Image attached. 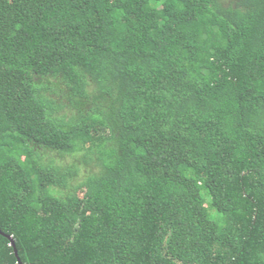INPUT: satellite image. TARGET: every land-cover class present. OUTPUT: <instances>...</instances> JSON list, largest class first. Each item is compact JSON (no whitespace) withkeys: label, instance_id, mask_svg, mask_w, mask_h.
Instances as JSON below:
<instances>
[{"label":"trees","instance_id":"trees-1","mask_svg":"<svg viewBox=\"0 0 264 264\" xmlns=\"http://www.w3.org/2000/svg\"><path fill=\"white\" fill-rule=\"evenodd\" d=\"M19 262L264 264V0H0Z\"/></svg>","mask_w":264,"mask_h":264},{"label":"water","instance_id":"water-1","mask_svg":"<svg viewBox=\"0 0 264 264\" xmlns=\"http://www.w3.org/2000/svg\"><path fill=\"white\" fill-rule=\"evenodd\" d=\"M10 240H11V238L10 237H8ZM11 245L13 246V248H14V242L11 240ZM14 254H15V256H17V254H16V251H15V248H14ZM19 264H21L20 262H19Z\"/></svg>","mask_w":264,"mask_h":264}]
</instances>
